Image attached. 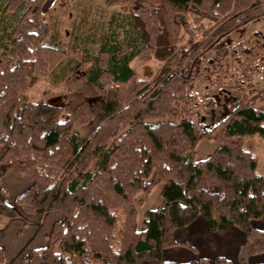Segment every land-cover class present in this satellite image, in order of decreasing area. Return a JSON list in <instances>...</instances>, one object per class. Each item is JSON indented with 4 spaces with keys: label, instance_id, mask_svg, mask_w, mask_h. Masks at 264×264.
Returning <instances> with one entry per match:
<instances>
[{
    "label": "trees",
    "instance_id": "trees-1",
    "mask_svg": "<svg viewBox=\"0 0 264 264\" xmlns=\"http://www.w3.org/2000/svg\"><path fill=\"white\" fill-rule=\"evenodd\" d=\"M2 1L4 13L17 18L10 48L0 55V179L13 170L33 183L13 205L0 196V227L22 212L62 214L47 245L24 257L27 264H209L202 257L186 263L163 258L166 248L177 245L174 231L198 215L211 230L238 227L249 254L264 252V230L251 225L264 215V175L243 142L264 138V92H243L214 127L199 131L189 115L187 88L201 58L190 72L184 67L202 40L252 0H105L129 11L134 37L104 43L88 71L104 118L83 142L74 123L94 116L86 101L75 105L73 118H61L59 104L22 99L65 56L63 48L46 42L47 0ZM217 43L213 58L227 51ZM136 57L157 59L156 74L137 76L131 65ZM217 129L218 145L196 160L197 143ZM159 183L163 204L144 212L139 230L134 199ZM4 258L0 247V263ZM212 264L231 261L219 256Z\"/></svg>",
    "mask_w": 264,
    "mask_h": 264
},
{
    "label": "rangeland",
    "instance_id": "rangeland-1",
    "mask_svg": "<svg viewBox=\"0 0 264 264\" xmlns=\"http://www.w3.org/2000/svg\"><path fill=\"white\" fill-rule=\"evenodd\" d=\"M105 0H47L44 17L50 23L47 43L65 50L64 59L48 74L35 81L23 94V100L51 101L62 106L61 118H73L74 107L84 100L94 116L84 124L74 123L80 142L103 120L95 91L87 74L95 64L100 47L116 41L128 42L134 37L130 28L129 11L120 6H106ZM17 15L3 11L0 0V55L10 48V30ZM260 26H263L261 28ZM227 27V26H226ZM225 27V28H226ZM261 29H260V28ZM228 28V27H227ZM186 39L184 36L183 40ZM218 42V43H217ZM224 44L225 56L213 58V45ZM197 57L201 58L199 73L190 82L189 115L199 131L214 127L237 104L238 97L253 88L264 92V24L253 23L233 30L217 29L202 40L188 55L185 69L190 72ZM137 76L153 77L159 61L134 58L131 61ZM220 129V128H219ZM211 139L201 138L195 149L196 160L206 159L218 145V130ZM244 145L257 156L256 172L264 175V138L243 139ZM157 184L148 195L139 193L135 199L136 227L144 228V212L163 204ZM143 201L138 204V200Z\"/></svg>",
    "mask_w": 264,
    "mask_h": 264
},
{
    "label": "crops",
    "instance_id": "crops-1",
    "mask_svg": "<svg viewBox=\"0 0 264 264\" xmlns=\"http://www.w3.org/2000/svg\"><path fill=\"white\" fill-rule=\"evenodd\" d=\"M253 23L264 24V0H252L248 8L235 14L215 30H233L236 27L242 29L244 26L250 28ZM32 183L33 179L28 175L9 170L0 179V196L6 203L13 205L16 196L27 190ZM61 217L59 211L36 210L31 213L22 212L21 216L8 220L0 227V247L5 256L0 264H27L24 257L32 249L47 245L53 223ZM251 225L264 230V215L252 220ZM174 238L177 245L163 251L166 261L186 263L202 257L212 264L217 257L222 256L229 259L231 264H242L244 261L249 264L264 262V252L248 253L246 235L241 229L231 224H219L215 230H211L202 215H198L189 225L176 229ZM184 243L190 244L194 249Z\"/></svg>",
    "mask_w": 264,
    "mask_h": 264
}]
</instances>
